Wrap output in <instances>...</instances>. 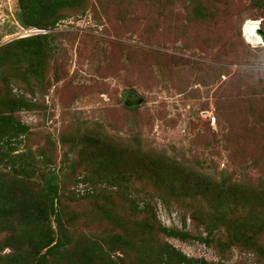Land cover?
I'll use <instances>...</instances> for the list:
<instances>
[{
	"label": "rangeland",
	"instance_id": "374dc122",
	"mask_svg": "<svg viewBox=\"0 0 264 264\" xmlns=\"http://www.w3.org/2000/svg\"><path fill=\"white\" fill-rule=\"evenodd\" d=\"M254 21L264 0H0V264H264Z\"/></svg>",
	"mask_w": 264,
	"mask_h": 264
},
{
	"label": "trees",
	"instance_id": "16d2710c",
	"mask_svg": "<svg viewBox=\"0 0 264 264\" xmlns=\"http://www.w3.org/2000/svg\"><path fill=\"white\" fill-rule=\"evenodd\" d=\"M20 106L24 107L26 105H22L21 104ZM13 130L17 131V128L13 127ZM14 136L15 135H13V133L9 134L7 139H6V141L10 142L11 139H13ZM48 187H49L48 188V195H49V198H50V201H51V205H52V207H54V204L60 202V200H61L60 192H59V189H58L59 185H58V183L56 181H50ZM137 205H138V207H139V209L141 211H148L151 208L150 204L148 202H145V201L137 202ZM56 219H57V230H58V231H56V233H57L56 237H53L54 236L53 234L55 233V231L53 229H50V234L48 236L47 243H45V244L41 243L43 247H46V246H48V243H50L52 241V238H54L53 239L54 244L51 247L48 248V251L50 249H52V248L55 249L57 247L65 246V244H67V241H66V238H65V230L63 228L62 220H61V218L58 215L56 216ZM167 231L170 232V233L176 234V235H181V236H183V238L185 236H187V234L184 233L183 231H175V230H169V229H167ZM39 241L41 242L42 239L40 240V238H39ZM263 255H264V253H263ZM164 259L165 258L163 257V260ZM165 262H167V259L165 260ZM36 264H47L46 258L44 256H41L37 260ZM184 264H190V263L189 262H185Z\"/></svg>",
	"mask_w": 264,
	"mask_h": 264
},
{
	"label": "bare ground",
	"instance_id": "6f19581e",
	"mask_svg": "<svg viewBox=\"0 0 264 264\" xmlns=\"http://www.w3.org/2000/svg\"><path fill=\"white\" fill-rule=\"evenodd\" d=\"M255 22L256 21L248 22L244 26V34L248 38L249 43H252V44L264 42V40L262 38L263 37L262 34L260 32L258 33V31H257L258 28L261 27L260 23L258 25H256Z\"/></svg>",
	"mask_w": 264,
	"mask_h": 264
},
{
	"label": "water",
	"instance_id": "95a60500",
	"mask_svg": "<svg viewBox=\"0 0 264 264\" xmlns=\"http://www.w3.org/2000/svg\"><path fill=\"white\" fill-rule=\"evenodd\" d=\"M261 33L262 34V36H263V38H264V28L263 27H259L258 28V33Z\"/></svg>",
	"mask_w": 264,
	"mask_h": 264
},
{
	"label": "built area",
	"instance_id": "2783aa9c",
	"mask_svg": "<svg viewBox=\"0 0 264 264\" xmlns=\"http://www.w3.org/2000/svg\"><path fill=\"white\" fill-rule=\"evenodd\" d=\"M260 26H261V24H260ZM262 38H263V37H262ZM262 38H261V39H262ZM263 40H264V38H263ZM261 43H264V42H261Z\"/></svg>",
	"mask_w": 264,
	"mask_h": 264
}]
</instances>
